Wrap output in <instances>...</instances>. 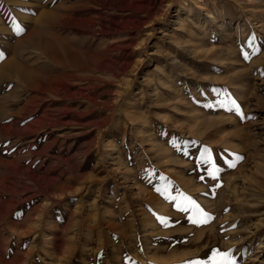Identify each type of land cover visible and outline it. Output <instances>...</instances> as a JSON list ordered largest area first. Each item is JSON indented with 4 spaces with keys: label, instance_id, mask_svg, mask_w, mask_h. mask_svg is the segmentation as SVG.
Returning a JSON list of instances; mask_svg holds the SVG:
<instances>
[{
    "label": "rangeland",
    "instance_id": "rangeland-1",
    "mask_svg": "<svg viewBox=\"0 0 264 264\" xmlns=\"http://www.w3.org/2000/svg\"><path fill=\"white\" fill-rule=\"evenodd\" d=\"M0 53V264H264V0H0Z\"/></svg>",
    "mask_w": 264,
    "mask_h": 264
},
{
    "label": "snow or ice",
    "instance_id": "snow-or-ice-1",
    "mask_svg": "<svg viewBox=\"0 0 264 264\" xmlns=\"http://www.w3.org/2000/svg\"><path fill=\"white\" fill-rule=\"evenodd\" d=\"M14 30L16 31L17 34H20L23 29L19 27V25H16ZM3 58V53H0V59ZM233 106L236 108L237 113L239 114V107L235 105V102L232 101ZM207 151V149H205ZM208 161L211 162V157H207ZM210 175L215 176V168L213 166V169L210 171ZM189 203L192 205L193 209L195 210V213L197 214V218L194 219L192 216L189 217L190 221L193 223H203L206 222L207 214L203 213L202 210L198 208L194 204V202L189 201ZM200 217H203L204 219H201ZM161 222L163 223V218H160ZM186 264H201L200 261H195V262H186ZM206 264H234V261L230 257V253L228 252H220L218 250L213 249L212 250V255L209 257L208 261Z\"/></svg>",
    "mask_w": 264,
    "mask_h": 264
},
{
    "label": "bare ground",
    "instance_id": "bare-ground-1",
    "mask_svg": "<svg viewBox=\"0 0 264 264\" xmlns=\"http://www.w3.org/2000/svg\"><path fill=\"white\" fill-rule=\"evenodd\" d=\"M262 169H264V168H262ZM263 181L264 180H262V182ZM248 196L249 197L247 199L245 198L243 201L244 211L242 214L246 215L245 217H243L244 219L247 217L249 218L251 216H254V215L250 216V213H259L260 214V211L262 210V208H264V198L260 197L261 195H258L255 192H252V193L250 192ZM248 218H247V220H248ZM243 222L246 223L245 220Z\"/></svg>",
    "mask_w": 264,
    "mask_h": 264
}]
</instances>
